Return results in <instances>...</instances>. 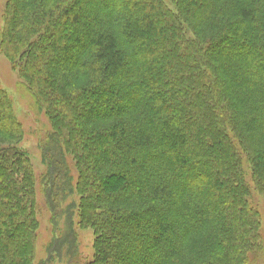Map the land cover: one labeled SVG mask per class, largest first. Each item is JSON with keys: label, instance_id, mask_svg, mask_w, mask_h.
<instances>
[{"label": "trees", "instance_id": "trees-1", "mask_svg": "<svg viewBox=\"0 0 264 264\" xmlns=\"http://www.w3.org/2000/svg\"><path fill=\"white\" fill-rule=\"evenodd\" d=\"M3 18L1 54L51 125L52 210L73 191V156L88 264L262 253L236 141L264 175V0H7ZM0 136V264H33L35 177L1 89Z\"/></svg>", "mask_w": 264, "mask_h": 264}, {"label": "rangeland", "instance_id": "rangeland-1", "mask_svg": "<svg viewBox=\"0 0 264 264\" xmlns=\"http://www.w3.org/2000/svg\"><path fill=\"white\" fill-rule=\"evenodd\" d=\"M6 1L0 0V28L4 25L3 13ZM0 89L8 97L16 121L21 127L23 137L17 143V146L27 154L29 166L35 177V213L38 227L33 264H88L94 255V235L90 228H80L78 224L77 206L79 197L75 191L78 174L75 169L73 156L62 150L61 155L63 156L73 191L67 194L58 210H52L47 205L45 196V181L47 180L44 179V174L47 165L43 161L42 154V146L47 141L51 125L44 111L34 106L18 70L13 63L1 54V51ZM11 143V141L0 136V147L3 145L11 146ZM236 144L242 154L245 180L250 191L249 202L258 213L261 237L262 253L257 258L250 254L249 264H264V193L255 184V179H259L260 183L264 184L263 170L258 169V172L256 169L258 175L256 174L257 176L254 177L253 164L255 162L250 160L238 141H236ZM250 145V149L245 145L249 151L259 148L253 143Z\"/></svg>", "mask_w": 264, "mask_h": 264}]
</instances>
